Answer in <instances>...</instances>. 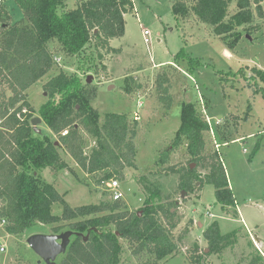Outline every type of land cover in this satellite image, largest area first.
<instances>
[{
    "label": "trees",
    "instance_id": "obj_1",
    "mask_svg": "<svg viewBox=\"0 0 264 264\" xmlns=\"http://www.w3.org/2000/svg\"><path fill=\"white\" fill-rule=\"evenodd\" d=\"M261 1L252 0L260 15ZM13 2L23 14L19 20L12 21L6 3L0 7V219L4 220L6 233L19 236L41 224L66 222L52 226V234L73 232L58 264H121L120 239L127 242L132 254L148 255L140 264H160L164 257L177 254L188 231L183 229L175 238L176 201H154L152 191L135 211L124 209L122 200L110 199L72 207L52 183L40 179L45 168L56 171L68 168L59 154L61 148L82 172L102 175L95 180L96 186L108 179H120L124 168L135 166L133 139L137 123H130L124 114L108 112L101 124V114L92 105L97 87L86 83V75L83 81L76 72L59 71L43 84L47 100L38 114L55 139L46 135L40 138L30 125L33 109L27 102V90L55 66L56 53L50 44L55 42L59 52L70 57L80 56L89 46L97 59H102L104 53L118 52L109 46V40L124 34L123 15L133 12L132 0H76L72 8L67 0ZM252 2L236 0L237 12L229 16L231 0H170L177 24L192 15L212 27L215 36L225 39L229 48L241 36L238 28L251 22ZM90 57L77 63L78 71L89 69ZM183 59H187L189 73L196 72L201 65L199 59L187 57L181 49L175 55L174 65L167 66H177ZM252 72L264 81V70L253 68ZM247 85L253 86L254 92L261 89L258 84L247 82ZM170 88L168 75H158L157 98L165 109L172 105ZM125 89L127 93L132 91L130 85ZM180 120L172 143L157 158L158 164L167 165L159 171L176 174L179 190L186 193L201 188L204 183L211 184L222 209L236 207L221 157L207 149L204 133L209 126L201 116L199 102L182 103ZM64 130L67 133L62 135ZM86 135L96 141L89 153L85 152ZM183 144H186L187 163L168 164L171 155ZM200 168L206 172L201 174ZM104 195L107 196L106 191ZM55 204L61 205L59 216L52 214ZM235 233L222 234L216 221L202 232L212 248L232 241ZM187 260L189 264H209L202 262L196 243L189 250ZM247 264H264V257L255 249Z\"/></svg>",
    "mask_w": 264,
    "mask_h": 264
},
{
    "label": "rangeland",
    "instance_id": "obj_2",
    "mask_svg": "<svg viewBox=\"0 0 264 264\" xmlns=\"http://www.w3.org/2000/svg\"><path fill=\"white\" fill-rule=\"evenodd\" d=\"M75 1L67 0V3L73 6ZM3 2L12 21L23 17L13 0ZM132 2L133 12L124 14V36L109 40V46L118 52L104 53L102 59H97L94 49L89 46L78 58L65 56L55 42L50 44L60 61L27 93L33 117L39 116L38 109L47 100L43 84L50 76L59 71L76 72L84 81L85 75H91V83L97 87L92 105L101 114L100 123L108 112L124 114L130 123H137L133 139L135 166L124 168L123 176L118 179L124 192V209L137 210L153 191L154 201L177 202L175 238L183 233V229L188 231L181 240L179 252L164 257L160 264H189L187 257L194 243L202 253L203 263L247 264L255 249L258 250L257 241L261 242L264 253V81L252 72L253 68L264 70V0L259 3L261 15L256 4L251 3V22L238 28L241 36L233 48L225 44V39L215 36L212 27L192 15L177 24L170 0ZM236 12V0H231L228 15ZM142 29L150 32L148 44L143 40ZM227 40L231 41V38ZM181 49L187 57L200 60L196 72H188L187 59L180 60L177 66H167L176 62L175 55ZM84 56H92L89 58L91 65L85 72L78 71L77 63L83 61ZM155 64L165 66L156 67ZM160 74L168 75L171 80L172 105L169 109H165L157 98L156 79ZM247 82L258 84L261 89L254 92V87L248 86ZM127 85L132 89L129 93L125 89ZM6 95H9L8 91ZM196 101L209 126L204 133L207 149L219 153L229 188L236 199V207L227 211L217 203L211 184L204 183L201 188L181 195L178 176L159 171L160 167L167 166L158 164L157 158L172 143L180 126L181 104ZM38 127L41 134L37 136L55 139L43 121ZM85 137V152L89 153L96 141L91 136ZM58 151L68 168L43 169L40 173L42 181L53 183L72 207L108 200L102 186L95 185L97 177L102 175L82 172L64 149ZM187 160L186 144H183L171 155L168 164L182 165ZM199 171L201 174L206 172L201 168ZM52 214L61 215L60 204L53 205ZM213 221L218 223L222 234L236 231L232 241L209 247L202 232ZM60 224L66 222L41 224L19 236L6 233L0 226L1 241L6 247L0 252V264H44L26 240L34 233L52 234V226ZM119 241L121 264H140L148 258L144 253L132 254L127 242ZM60 259L59 255L55 262L58 264Z\"/></svg>",
    "mask_w": 264,
    "mask_h": 264
},
{
    "label": "water",
    "instance_id": "obj_3",
    "mask_svg": "<svg viewBox=\"0 0 264 264\" xmlns=\"http://www.w3.org/2000/svg\"><path fill=\"white\" fill-rule=\"evenodd\" d=\"M91 77V75H87L86 83L91 82ZM41 122L42 119L39 116L30 119L31 128L37 134H41V129L38 127ZM193 166L194 164L192 163L191 167ZM198 184L199 182H197V185ZM184 192V190H181V195H183ZM72 234L73 232L70 230L58 234L34 233L28 236L26 242L44 264H55L56 257L65 252ZM86 238L87 235L84 236V240H86Z\"/></svg>",
    "mask_w": 264,
    "mask_h": 264
},
{
    "label": "built area",
    "instance_id": "obj_4",
    "mask_svg": "<svg viewBox=\"0 0 264 264\" xmlns=\"http://www.w3.org/2000/svg\"><path fill=\"white\" fill-rule=\"evenodd\" d=\"M3 3H4L3 0H0V7L2 6ZM141 32L144 42L148 44L150 41V37H149L150 32L147 29H142ZM54 60L56 61V63L60 61V59L57 57H54ZM66 133L67 130L62 131V135ZM101 186L107 192L108 199H110L111 201H118L123 199L124 192L120 188L118 179L112 178L106 181H102ZM3 225H4V220H0V226L3 227ZM1 239L2 238L0 237V252H4L6 247L5 244L1 241Z\"/></svg>",
    "mask_w": 264,
    "mask_h": 264
},
{
    "label": "crops",
    "instance_id": "obj_5",
    "mask_svg": "<svg viewBox=\"0 0 264 264\" xmlns=\"http://www.w3.org/2000/svg\"><path fill=\"white\" fill-rule=\"evenodd\" d=\"M67 5H68V3H67ZM68 7H71V8L74 7V2H73V6H69V5H68ZM123 18H124V15H123ZM124 22H125V21H124ZM124 32H125V30H124ZM123 36H124V34H123ZM123 36H122V37H123ZM158 41H159V40H158ZM224 51H225L226 53H228L226 50H224ZM173 65H174V64H173ZM155 66H156V67H159V66H163V64H161V65L155 64ZM156 67H155V68H156ZM29 89H30V88H29ZM29 89L27 90V93H28ZM49 183H51V182H49ZM52 184H53V183H52ZM254 242H256V240H254ZM255 244H256V247L258 248L259 252L261 253V255L264 257V253H263V251L261 250V245H262L261 242L257 241Z\"/></svg>",
    "mask_w": 264,
    "mask_h": 264
}]
</instances>
